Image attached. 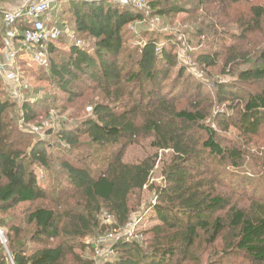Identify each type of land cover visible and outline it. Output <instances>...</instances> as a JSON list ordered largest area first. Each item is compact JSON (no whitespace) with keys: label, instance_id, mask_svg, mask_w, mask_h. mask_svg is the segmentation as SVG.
Listing matches in <instances>:
<instances>
[{"label":"trees","instance_id":"1","mask_svg":"<svg viewBox=\"0 0 264 264\" xmlns=\"http://www.w3.org/2000/svg\"><path fill=\"white\" fill-rule=\"evenodd\" d=\"M6 1L0 0V5ZM162 3L168 0H152L149 11L165 18L186 12L176 3L169 2L168 8ZM61 4L76 38L89 39L90 45L70 44L64 56L57 58L63 34L49 44L48 65H37L38 73L65 95L67 104L81 99L85 89L99 100L90 103V117L76 127L51 131L56 143L45 147L31 141L8 116L15 105L0 90V214L20 204H51L27 210L22 226L0 217L8 254L0 252V264H9L8 258L12 264H93L76 253L86 247L81 240L126 226L138 207L134 198L144 189L154 191L155 204L143 212L142 219L156 223L140 231L141 243L120 237L111 247L113 258L101 264H200L199 255L206 253L264 264V200L252 198L249 205H239L218 190L224 184L219 177H202L200 168L202 163L222 162L238 168L242 161L240 150L222 147L205 125L213 104L235 111L241 107L238 118L228 126L246 136H257L264 129V47L252 58L240 55L239 63L247 68L237 74L240 84L258 82L262 88L246 93L243 99L232 82L215 81L210 84L215 89L211 100L202 97L201 83L193 86L191 73L179 67L174 49L158 43L161 37H149L126 53L127 27L141 21L143 14L112 3ZM250 11L247 32L257 30L264 21L263 6H252ZM55 14L50 25L64 31L61 20L66 16L59 21ZM0 24L1 49V16ZM20 24L22 29L30 28L24 21ZM163 39L172 42L170 36ZM232 54L224 63L225 70L235 67L238 56ZM198 62L211 67L216 58L203 54ZM19 65L24 72L26 63ZM191 89L198 95L190 98ZM182 100L185 107H181ZM19 113L23 124L36 119L34 103H22ZM200 133L206 136L202 141ZM141 139H150L151 148L169 153L170 159L161 167L160 186L151 182L157 162L162 161L157 153L136 163L123 161L126 149ZM84 144L94 149L91 157L74 152L63 159L66 155L60 146L71 151ZM56 166L64 174L65 185L54 182L43 188L38 169L51 172ZM261 167L264 192V162ZM195 171L200 174L194 175ZM232 185L230 189L235 190ZM104 212L112 217V227L100 224L98 218Z\"/></svg>","mask_w":264,"mask_h":264},{"label":"rangeland","instance_id":"2","mask_svg":"<svg viewBox=\"0 0 264 264\" xmlns=\"http://www.w3.org/2000/svg\"><path fill=\"white\" fill-rule=\"evenodd\" d=\"M22 1L27 0H7L0 5V8H6ZM151 1L145 0V6L142 8L130 6L135 11L143 14V17L141 21H137L127 27V32H125L126 53L144 44L147 38L159 36L161 39H157L158 43L172 47L177 55L179 67H183L187 73H191L193 80L190 81L193 82V86L201 83L203 98L213 100L215 89L210 84L215 81L232 82L236 86L235 91L239 92L243 99L246 98V93H255L262 88V84L258 82L240 84L237 74L247 68L246 65L239 63L240 55H249L252 58L256 52L264 47V21L261 22L257 30L253 32L246 31L251 18V7H264V0H240L235 4L225 2L226 0H168V3H162L166 8L169 7L170 2L173 5L176 3L182 6L185 9L184 11H186L185 13L174 15L172 18L169 16L166 18L159 17L154 12L149 11L148 3ZM64 2L60 0L54 2L55 8L52 6L54 9L47 15L50 21L51 14L57 13L55 17L58 15V20L66 16L63 13L65 5L61 4ZM67 18L69 17L66 16L61 20L65 29L63 31L64 41L60 44V51H58V54L56 53L57 58L64 56L70 44L79 42L80 46L90 45L89 39L84 38L82 41L76 38L71 29L72 24ZM163 36H170L172 42L165 41ZM233 51L238 56L234 61L235 67L234 64H230L231 66L233 65L234 69L225 70L224 63L228 57L234 55L232 54ZM203 54L215 56L216 64L211 67L200 65L198 58ZM23 62L26 65L24 72L21 73L19 98L10 97L3 83L0 85V90L2 89L5 97H9V100L15 105L8 112V116L17 123L20 130L30 135L31 141H40L46 147L48 144L56 143L53 137L54 132L59 129L74 128L87 117H90V103L98 101L99 98L90 90L85 89L81 99L67 104L64 99L65 95L54 90L52 84L46 81L42 74L38 73L39 67L35 62L32 64L29 59H24ZM178 69L177 67L175 72ZM195 93L198 95L196 89L195 91L191 89L189 91L190 98L194 97ZM24 102L34 103L36 119L30 124H23L19 113V108ZM180 104L181 107L187 105L184 100ZM214 105L210 108L209 117L205 125L215 132L217 142L222 147H233L240 150L242 161L238 168L231 167L228 163L225 164L223 162L219 165L215 164V166L212 164L208 166L206 163H202L200 167L203 174L202 177L209 179L219 177L224 184L218 190L232 197V200L239 205H249L252 198L264 200V192L261 185V165L264 162V129L257 136H246L236 127L228 126V123H233L238 118L239 111L242 110L241 107L235 111L224 106L216 108ZM51 131L53 133L49 134ZM199 137L201 141L206 138L203 133H200ZM60 148L66 155L63 156V159H67L70 157L69 153L74 152L80 157H91L94 150L85 144L79 149L71 151L65 146H60ZM155 153L162 161L157 162L151 182L160 186L162 185L161 167L164 162L170 159V156L166 151L162 152L151 148L150 139H141L128 147L123 161L136 163L149 154ZM58 169L57 166L51 172L38 169L37 179L39 184L46 189L52 187L54 182L58 185H65L63 181L64 174L62 175L59 171L60 169ZM57 170V176H54ZM52 174L54 175L52 176ZM193 174H200V171H195ZM231 182L233 183L232 189L235 190L230 189ZM136 204H138L137 210L130 215L129 219L132 222L128 228L131 229L130 233H122L123 228L116 230L108 228L103 235L99 234L95 237L82 239L80 243H83L86 247L84 250H77L76 253L83 260H91L93 264H101L103 260H111L113 258L111 247L120 237L128 236L132 240L141 243L143 238L139 234L140 231L156 223L151 222L147 218L142 219L143 212L155 204L154 191L144 189L138 199L137 197L134 198V205ZM37 206L49 207L51 204L47 201L20 204L6 214H0V217L9 221L13 220L12 223L22 226L21 221L26 211L32 210ZM98 219L100 224H104L107 227L113 226V219L106 212L102 213ZM0 244L2 245L0 252L2 251V254L6 252L7 254L2 235H0ZM109 252L111 253L109 254ZM199 256L200 264H250L241 256H226L221 259L210 256L209 253L203 256L200 254ZM8 259L9 264H12L11 259Z\"/></svg>","mask_w":264,"mask_h":264},{"label":"built area","instance_id":"3","mask_svg":"<svg viewBox=\"0 0 264 264\" xmlns=\"http://www.w3.org/2000/svg\"><path fill=\"white\" fill-rule=\"evenodd\" d=\"M57 0H27L18 2L6 8H0L2 23V48L0 49V80L6 86L10 97L19 98L21 69L19 62L29 59L45 68L47 50L51 42L63 35V30L51 26L48 15L55 8ZM78 1L82 3H112L119 7L135 6L142 8L145 0H60ZM54 6V8L52 7ZM26 22L30 28L22 29L21 22ZM76 46H80L77 42ZM110 217V216H109ZM132 224L128 222L122 233H130L128 229ZM0 235L2 233L0 232ZM130 239L128 236H122ZM3 238V237H2ZM111 252H109L110 254Z\"/></svg>","mask_w":264,"mask_h":264},{"label":"crops","instance_id":"4","mask_svg":"<svg viewBox=\"0 0 264 264\" xmlns=\"http://www.w3.org/2000/svg\"><path fill=\"white\" fill-rule=\"evenodd\" d=\"M1 25V24H0Z\"/></svg>","mask_w":264,"mask_h":264}]
</instances>
